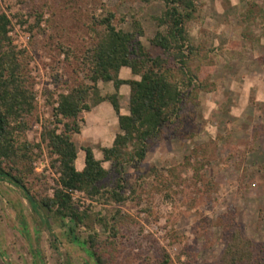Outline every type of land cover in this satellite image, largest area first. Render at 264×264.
I'll return each instance as SVG.
<instances>
[{
    "label": "rangeland",
    "instance_id": "1",
    "mask_svg": "<svg viewBox=\"0 0 264 264\" xmlns=\"http://www.w3.org/2000/svg\"><path fill=\"white\" fill-rule=\"evenodd\" d=\"M197 2L189 32L209 55L200 71L208 88L162 131L140 168H125L129 199L118 204L110 198L122 175L104 162L110 174L103 194L73 193L76 206L88 214L82 226H74L76 240L68 220L35 209L22 189L0 178V264H95L91 236L108 264H163L166 254L167 264H223L224 234L234 223L256 245L264 244V0ZM0 5L11 18L13 43L28 51L37 93L26 135L41 144L28 183L38 193L59 176L51 165L56 155L42 137L43 126L54 122L48 100L51 92L56 100L68 86L93 84L85 56L95 21L111 12L115 25L127 31L140 20L145 30L140 39L152 50L156 18L165 5L162 0H0ZM39 16L40 25L31 29ZM120 77L138 78L128 67ZM98 89L102 96L117 92L113 82L99 81ZM118 93L121 112L128 114L129 86ZM94 99L91 94L92 108L81 114V132L74 135L79 170L85 166L84 147L101 160L103 148L121 132L110 102ZM118 210L126 218L112 230L108 224ZM176 234L181 242L174 243Z\"/></svg>",
    "mask_w": 264,
    "mask_h": 264
},
{
    "label": "trees",
    "instance_id": "2",
    "mask_svg": "<svg viewBox=\"0 0 264 264\" xmlns=\"http://www.w3.org/2000/svg\"><path fill=\"white\" fill-rule=\"evenodd\" d=\"M162 1L165 9L156 18L157 29L150 39L152 50L140 39L145 34L140 20L134 19L132 30L127 31L115 25L111 12L95 21L92 46L85 56L93 84L68 86L56 100L51 92L48 100L53 107L54 122L43 126L42 137L51 154L56 155L51 165L59 176L53 187L46 184L38 193H32L28 183L35 176L33 163L42 153L41 144L30 141L26 135L35 116L37 93L28 70V51L13 43L11 18L0 5V178L22 189L35 209L41 207L57 220H68L72 224L69 234L76 240L74 226H82L88 214L76 206L73 193L85 192L91 198L103 194L102 182L110 174L103 163L110 162L112 169L122 175L109 191L110 198L118 204L125 203L129 199L124 194L128 186L125 168H140L162 131L180 119L186 104L195 100L199 90L208 88L200 71L209 55L205 45L195 43L189 32V25L196 18L197 0ZM41 19L39 16L31 29L38 27ZM123 67L130 68L138 78H121ZM99 81L113 82L117 92L102 96ZM125 84L130 88L128 114L121 112L118 93ZM91 94L96 104L110 102L121 132L112 146L103 148L101 160L96 158L92 147H84L85 166L79 170L74 135L81 132V114L92 108ZM125 218L118 210L108 225L115 230L116 224H122ZM224 236L223 264H264V244L256 245L237 223ZM179 237L177 234L173 237L174 243L183 240ZM88 243L94 263L108 264L96 237L91 236ZM165 257L163 264L170 261L168 254Z\"/></svg>",
    "mask_w": 264,
    "mask_h": 264
},
{
    "label": "built area",
    "instance_id": "3",
    "mask_svg": "<svg viewBox=\"0 0 264 264\" xmlns=\"http://www.w3.org/2000/svg\"><path fill=\"white\" fill-rule=\"evenodd\" d=\"M78 191H75V193H77Z\"/></svg>",
    "mask_w": 264,
    "mask_h": 264
}]
</instances>
